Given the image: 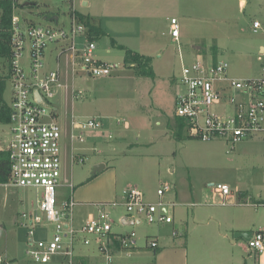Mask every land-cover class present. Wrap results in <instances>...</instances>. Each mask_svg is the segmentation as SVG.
<instances>
[{
    "label": "rangeland",
    "instance_id": "obj_1",
    "mask_svg": "<svg viewBox=\"0 0 264 264\" xmlns=\"http://www.w3.org/2000/svg\"><path fill=\"white\" fill-rule=\"evenodd\" d=\"M35 1L36 7L21 13V18L40 26L68 24L71 11L68 1ZM82 1L87 2L88 6L83 7ZM160 2L74 1V10L86 18L97 22L100 20L105 32V35L93 40L96 48L94 59L117 64L119 69L109 77L87 78L82 73L72 72L70 64H67L70 68L68 71L65 57L59 62L64 72L67 71L65 83L68 89L67 95L61 91L51 100V105L57 109L58 124L63 127L70 124L72 118L74 123L81 125L88 120L100 125L98 129L73 130L75 137L80 135L81 143L77 139L70 141L69 137L68 141L66 138L61 141L62 150L68 147L69 157L71 151L72 154L85 156L83 163L75 161L71 164L68 160L66 166L65 176L74 191L73 212L86 211L85 206H78L77 201L88 202L93 192H98L103 184L106 187L111 183L112 171L118 179L115 189L117 199L123 188L140 183L139 188L147 194V200L156 201L157 188L169 183L181 195L191 192L203 195L199 196L202 201L196 202L220 206L243 203L248 207L244 211H216L223 220L221 224L227 235L226 240L216 242L211 232L203 233L201 226L190 231L189 261L190 264H195L197 260L201 264H216L219 260L232 257L244 258L247 264H258L263 254L257 256L255 252L250 253L247 242L243 238H236L235 234L264 233V139L240 145L244 151L238 154V149L242 147L235 151L218 140L202 142L189 138L185 129L176 128L178 119L175 117L174 101L180 89L182 65H190L198 56H206L207 61L211 62L215 57V47H218L217 60L227 63L237 78L264 77V57L257 60L261 56L258 46L264 44V0H247L243 9L239 8L238 0H199L202 4L200 8L191 5L183 8L186 15L182 14L181 9L166 8L163 12L169 14L168 19L162 18L152 28L147 21L148 13L157 14L161 9ZM171 17L178 23V42L169 35ZM254 21L260 24L257 32L252 27ZM111 41L149 57L154 78L139 77L134 69L125 67L124 51L113 46ZM56 54L55 46L47 48L45 70L56 67ZM7 73L8 64L0 58V77ZM10 91L11 85L7 79L3 94L6 104L10 103ZM214 111L220 113L219 108ZM123 121L127 122L128 128L124 127ZM5 133L8 139L7 127ZM99 163L105 164L107 169L100 171L101 167H96ZM210 183L227 185L232 191L231 199L222 205L218 197L212 198L214 193ZM41 194V190L35 188L0 185V257L16 261V264H39L26 255L28 229L20 225L18 218L22 214L30 215L38 211ZM241 194L244 196L240 197ZM57 195L59 199H67L70 188L64 185L57 189ZM121 206L116 207L110 217L113 228L135 230L136 245L146 248L153 238L142 239V233L155 231V225L143 223L128 229L121 226V218L126 214L123 204ZM200 209L181 205L173 208L171 215L175 218L177 237L173 238L169 231H164V235L169 236L168 243L173 239L178 242L184 240L181 228L184 223L181 222L191 218L193 212L201 217L200 211H197ZM236 215L242 222L238 225L241 232L232 227ZM33 232L34 240L44 234L42 229H34ZM47 236L50 238L49 234ZM92 248L93 244L85 247L76 242V259ZM61 259L55 256L47 264H67Z\"/></svg>",
    "mask_w": 264,
    "mask_h": 264
},
{
    "label": "built area",
    "instance_id": "obj_2",
    "mask_svg": "<svg viewBox=\"0 0 264 264\" xmlns=\"http://www.w3.org/2000/svg\"><path fill=\"white\" fill-rule=\"evenodd\" d=\"M5 1H9L12 8L8 30L10 59L7 79L11 91L10 103L6 105L10 131L7 147L9 183L6 185L35 188L42 192L38 211L18 218L20 225L28 229L26 255L39 264H47L55 256H60L67 264H82L75 255V244L79 242L85 247L93 244L101 257V261L95 264H116L114 244L124 250L131 249L135 246L136 235L133 232L112 234V221L104 204L96 205V214L90 215L82 225H73V187L65 177L61 155L63 129L57 122V109L51 105V100L61 91L67 95L65 82L68 74L59 65L62 57L67 59L66 67L70 64L72 72L82 73L87 78L109 77L119 65L94 59L95 44L88 39L87 26L77 18L73 8L75 0H66L71 6L66 26H40L21 18V13L36 7L35 0ZM238 4L240 8L244 7L241 0ZM170 25V35L177 42L178 23L172 19ZM252 27L257 32L260 24L255 21ZM49 46H55L57 50L56 67L45 70V51ZM258 60H262V56ZM228 70L227 63L209 62L202 56L190 65H182L180 89L174 102L175 117L183 122L189 138L202 142L218 140L232 150L246 140L264 139V77L236 79ZM215 108H219L220 113L214 111ZM70 125V141L77 139L80 143V135L75 137L73 130L100 127L94 120L81 125L74 123L72 118ZM84 157L73 154L71 162L83 163ZM64 185L70 188V196L59 200L57 189ZM211 187L214 198L218 197L222 205L232 196L225 184ZM171 190L169 183L161 184L155 192L158 198L155 202L148 201L138 188L124 190L125 220L133 224L170 225L173 222L171 211L177 203L166 201L164 197ZM34 229L44 230L43 236L34 240ZM48 234L50 238H47ZM247 245L257 254H263L264 233H252ZM150 247L155 249L156 241L151 240ZM0 264L14 263L0 257Z\"/></svg>",
    "mask_w": 264,
    "mask_h": 264
},
{
    "label": "crops",
    "instance_id": "obj_3",
    "mask_svg": "<svg viewBox=\"0 0 264 264\" xmlns=\"http://www.w3.org/2000/svg\"><path fill=\"white\" fill-rule=\"evenodd\" d=\"M114 1H117V0H114ZM127 1H130V0H126V2ZM160 1H161L160 2V5H161L160 11L157 14H155L153 12L148 13L149 15L147 17V21L151 24L152 28H153V25L155 23L159 22L162 18L168 19L169 14L165 15V11L163 12V10H165L166 8H168L169 10L175 8V9H177V11H179L178 9H181L182 14L186 15L185 10L183 9L184 7L186 8L188 5H191V6H194L195 8H200V6L202 5L199 3V0H160ZM241 2L244 3V7L247 5V0H241ZM82 6L87 7L88 3L82 1ZM243 8H240V9H243ZM172 19H175V18L171 17L170 22ZM91 20L96 25H98L100 27V29L102 30V32L105 35V32L102 29V26H100L101 25L100 20H98V22L94 19H91ZM170 30H171V25H169V35H170ZM179 38H180V33H179ZM217 51H218V47H215L213 50L215 57L213 58V60L211 62H217L218 61L217 57H216ZM258 52L260 53L261 56L264 57V44L263 45L260 44L258 46ZM139 55L146 56V55L141 54V53ZM203 57L206 60H209V59H207L206 56H203ZM257 60H258V58H257ZM258 61H260V60H258ZM228 73L231 77H234L236 79H242V80H244V79H259V78H241L242 76L237 78L236 76L233 75L234 73L231 72L230 68L228 70ZM5 76H7V74L4 75V77ZM2 77H3V75H2ZM6 105H8V104H6ZM123 122H125V121H123ZM125 123H126V125L123 124L124 127L128 128L127 122H125ZM6 127L8 128V139L5 137V134H6L5 128ZM62 129H63V139L66 138L68 141V137L70 139V134L72 133V127L70 124H67V125H64L62 127ZM102 140H104V139L102 138ZM253 140H257V139H251V140H247V141H244L242 143H239L234 148V150L237 151L238 148L242 147L240 145L247 144L249 141H253ZM9 141H10L9 126H8V124H3L0 122V152L7 154V147H8ZM68 151H69L68 147H65V148L63 147V150L61 148L64 174L67 173L66 166L68 164V160L72 164L71 157L73 154L71 151V155L69 157ZM243 151H244L243 147L238 149V154L239 153L242 154ZM77 154H80V153H77ZM74 155H76V154H74ZM81 155L84 156V154H81ZM96 167H101L100 171L107 169L106 165L103 163L97 164ZM112 173H113L112 174L113 179H111V183H108L106 185V187H104V184H103V187H101V189L98 192H93L91 195V197H92L91 200H89L88 202L77 201L79 199L76 200L78 203V206H80V205L85 206L84 208H86V211H82V212L76 211L75 213L73 212V221L72 222H73L74 226L79 227L80 225H82L87 220V218L90 215L96 214V209H97L96 205H99V204L106 205L107 210H108L110 217H111V215H113L115 212L113 210L116 207H120L122 205L121 199H122V192L124 190L131 188V187H135V188H138L140 190V188H139V187H141L140 183H136L135 185H132V186L128 185L127 188L122 189V191L120 192V197H119V199H117L118 195L116 194L115 189L117 186L118 179H116L114 171H112ZM212 185H213V183L209 184L210 187ZM172 190H173V192L168 193L164 197V200L173 201V202L177 203V206L181 205V206H190L192 208H198V207L202 208L200 210H197V211H200L201 217H198L196 212H193L191 218L188 217L186 220L181 222V223H184L181 225V228H182L183 233L185 235L184 240H181L180 242H178L175 239H173L171 243H168L169 242V236L164 235V231H169V234H171V236L173 238L177 237V232L175 231V218L173 217V222L170 225H160V226L155 225V228H156L155 231H152V232L147 231V232L142 233V236H141L142 239L147 240V239L153 238V239H150L149 243L146 245V248H143V247L140 248L136 245V242H137L136 237H135V246L132 247L131 249L124 250V249L120 248L118 246V244H114L113 259H114L116 264H190L188 240L190 237L189 233L193 228H197L198 226H201V227H203V233L211 232V235L214 237V240L216 242L217 241H224V240H226L227 235L223 229V224H221L223 222V220H221L217 216L216 211H244V210H246V208H248L247 205H245L243 203L242 204H233L234 203L233 202V203H230V205H228V206H220L217 204H209V203H205V202L204 203L203 202H196V201H202L201 197L203 195H197L196 192H191V194H189V195H185V194L181 195V193L178 190H176L175 188H172ZM141 191L143 192V190H141ZM73 194H74V191L72 192V196H73ZM144 194H145V197L147 199V194L146 193H144ZM199 196H201V197H199ZM239 196L243 197L244 195L241 194ZM212 198H214V196ZM155 199L158 200V198L156 196H155ZM230 199H231V197H230ZM59 200H64V199L61 198ZM150 202H155V201H150ZM199 203H201V204H199ZM110 209L112 211H110ZM125 217H126V214L124 217L122 216L120 223H121V226L126 227L127 229L130 226H139V225L143 224V223L133 224L130 221H126ZM239 222L242 223L241 220L239 218H237V215H236L235 220H234V224L232 227H234V229H236V231L241 232L242 230H241L240 226H238ZM112 224H113V221H112ZM131 232L136 233L135 230H130V229H128V230H120L119 229L118 230L117 227H115V229H114L113 225L111 228V233L114 235H127ZM1 237H2V230H1V234H0V239H1ZM151 240L156 241V243H157V247L155 249H151V247H150ZM231 246H234V245H231ZM249 252L252 253L255 251L249 249ZM255 254L257 256H260L256 252H255ZM77 259L80 262H82V264H95V263L101 261V257L99 255V253L97 252V250L95 249V247L87 250L85 253L80 255V257ZM246 261L247 260L244 258L237 259V258L230 257V258H226L223 260H219V262L216 264H247ZM61 262H64L63 259H61ZM13 263L16 264V261ZM57 263H59V262H57ZM195 264H201V263L197 260L195 262ZM258 264H264V253L260 257V263L258 262Z\"/></svg>",
    "mask_w": 264,
    "mask_h": 264
},
{
    "label": "trees",
    "instance_id": "obj_4",
    "mask_svg": "<svg viewBox=\"0 0 264 264\" xmlns=\"http://www.w3.org/2000/svg\"><path fill=\"white\" fill-rule=\"evenodd\" d=\"M11 3L9 1L0 0V58L8 63L10 59L9 53V28L11 19ZM77 18L80 22L84 23L88 28V39L93 41L96 37L103 36L104 33L98 25H96L90 18H86L83 15L77 13ZM112 45L120 48L124 51L125 67L134 69L135 74L139 77L154 78V73L151 67V59L146 56L139 55L138 53L126 49L122 46L116 45L114 41H111ZM7 76L0 77V122L8 124L9 122V109L7 108L3 94L6 86ZM177 130L185 129L183 122L178 119L176 122ZM179 133V132H178ZM179 137L180 135L177 134ZM9 183V161L6 153L0 152V185H6Z\"/></svg>",
    "mask_w": 264,
    "mask_h": 264
},
{
    "label": "water",
    "instance_id": "obj_5",
    "mask_svg": "<svg viewBox=\"0 0 264 264\" xmlns=\"http://www.w3.org/2000/svg\"><path fill=\"white\" fill-rule=\"evenodd\" d=\"M0 234H1V230H0ZM236 238H243L245 241H248L251 237V233H237L235 234Z\"/></svg>",
    "mask_w": 264,
    "mask_h": 264
}]
</instances>
